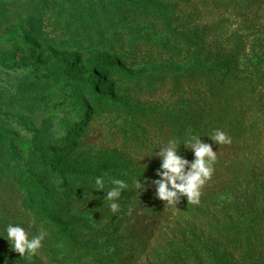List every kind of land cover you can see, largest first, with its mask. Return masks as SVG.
Returning a JSON list of instances; mask_svg holds the SVG:
<instances>
[{
  "label": "rangeland",
  "instance_id": "374dc122",
  "mask_svg": "<svg viewBox=\"0 0 264 264\" xmlns=\"http://www.w3.org/2000/svg\"><path fill=\"white\" fill-rule=\"evenodd\" d=\"M230 3L0 0V56L36 67L0 65V226L46 233L31 259L0 237V264H256L259 236L246 246L241 233L264 220V26ZM246 102L256 118L236 143L251 149L222 146L221 158L213 146L215 171L199 204L181 197L180 221L156 196L161 159L145 146L195 115L233 139L241 124L220 120ZM113 179L128 185L117 213L103 192Z\"/></svg>",
  "mask_w": 264,
  "mask_h": 264
},
{
  "label": "clouds",
  "instance_id": "9594fccd",
  "mask_svg": "<svg viewBox=\"0 0 264 264\" xmlns=\"http://www.w3.org/2000/svg\"><path fill=\"white\" fill-rule=\"evenodd\" d=\"M209 138L216 145L231 144V138L223 131L216 129ZM183 145L194 153L195 159L191 163L182 158L180 146ZM159 157L161 159V169L157 172L160 179L153 181L156 187L158 199L166 202V207H177L181 202V197L187 198V203L199 204L202 189L211 179L217 162V152L213 146L205 143L199 136L191 135L184 139L183 143L176 140H169L164 147H159ZM136 188L140 194L145 190L140 179L136 182ZM95 184L100 190L104 186L102 177L95 178ZM113 187L106 193L105 202L112 201L108 205L111 212L117 213L120 205L116 201L120 198L122 191L127 189L125 181L119 179L111 180ZM101 191V190H100ZM6 235L0 237L9 241L11 250L19 253L22 258L31 259L42 248L46 233L41 230L38 235L29 238L25 228L19 225L8 224L5 227ZM7 264V262H6Z\"/></svg>",
  "mask_w": 264,
  "mask_h": 264
},
{
  "label": "trees",
  "instance_id": "16d2710c",
  "mask_svg": "<svg viewBox=\"0 0 264 264\" xmlns=\"http://www.w3.org/2000/svg\"><path fill=\"white\" fill-rule=\"evenodd\" d=\"M230 7L232 10V13L235 14L234 16L236 17H240L242 18L243 21L249 23L252 26H264V0H230ZM218 44H216V47L213 48H217ZM0 65L2 67H4L5 69L8 70H13V71H18V70H29L31 73H35L36 71V67L28 62H23L15 57L12 56H0ZM48 77L47 75H42L40 77H38L39 79H44ZM228 83V75H226L222 82L220 83V86H226V84ZM224 88V87H222ZM222 88H218L219 90H221ZM220 92V91H219ZM218 107L222 106L218 103H213L212 107L210 108L209 112H213L214 109H217ZM255 104L252 102H246L244 104H241L240 106H236L234 113L229 114L227 117L222 118V120L220 121H237L239 122L240 125V130H238L236 132V137H233V139H231V144H225V145H216L210 138L209 136H211L214 133V129L217 127L218 123H212L211 125L203 128L200 130V125H202V123H205V119H202L201 115H195L192 117V120H194L195 124L191 127L190 131L186 132L183 130H179L178 127H174V131L172 133H166V139L163 141H159L157 144L158 145H146V151L144 153L145 156H147V159L150 160L152 159L153 154H158L160 152V148L159 147H164L166 146L167 142L169 140H176L178 143H183L184 139L191 136V135H197L199 136L205 143L210 144L212 146H215L216 148H218L219 152H222V146H231V148H233V143L235 144L236 142H238V139H240L241 135L246 134L250 129H248V126H251L252 123L255 122V118H256V112H255ZM177 131L179 132V136H177ZM163 136V135H162ZM164 137V136H163ZM205 138H207L206 140H204ZM255 136H253V140H254ZM257 138V137H256ZM252 140V139H251ZM251 140L246 143L244 146V149H240L236 143V147L234 148L235 151H238V154H236L237 156L239 155V152H241V150H244L245 152L248 151V149H251V145L253 143L250 144ZM153 146H156V148H152ZM32 147L34 149L35 154L38 155V153L36 152L37 149V145L35 142L32 143ZM230 148V149H231ZM11 149L13 150V152H16V146L14 145V143L11 144ZM180 150L184 151L186 154H188V152H192L191 150L187 149L185 146L181 145L180 146ZM225 150H227V148H225ZM230 151V150H229ZM221 152H220V157L221 156ZM186 160H188L190 163L192 162V160L190 158H184ZM236 160V159H234ZM238 160V159H237ZM253 168L250 170V174L254 173ZM149 210V212L151 213V216L154 214V209L148 207L147 208ZM170 212L172 213H176L177 217L180 221L185 220L186 217L190 218V214H187L186 211L182 208V206H177V207H170ZM195 214H200L201 217H206L205 212L203 211V209L198 208L195 211ZM263 224V225H262ZM259 223V224H255L253 225V227L249 230V231H242L241 235L243 238L244 243L246 244V246H251L252 245V240L254 237L259 236V243L256 247L255 250V259H256V264H264V220L263 223ZM218 229L216 227H212L211 231H210V236L209 234L207 235V241H210L212 239V235L214 233H216ZM0 232L4 233L5 232V226H0Z\"/></svg>",
  "mask_w": 264,
  "mask_h": 264
}]
</instances>
